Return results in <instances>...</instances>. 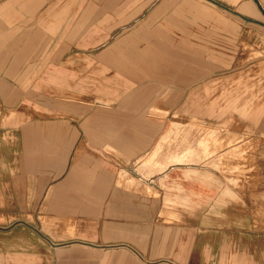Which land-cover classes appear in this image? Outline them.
Here are the masks:
<instances>
[{
	"label": "rangeland",
	"instance_id": "1",
	"mask_svg": "<svg viewBox=\"0 0 264 264\" xmlns=\"http://www.w3.org/2000/svg\"><path fill=\"white\" fill-rule=\"evenodd\" d=\"M43 1L48 0H12L10 8L1 11L12 15L13 22L22 23L19 26L25 28L21 34L26 35L29 26L35 24L30 21L33 18L36 22ZM227 1L155 0L157 8L166 10V15L159 16L157 23L187 28L183 37L189 40L175 44V62L144 66L143 73L148 79L136 83L99 82L104 80L99 76L117 73L118 67L63 68L62 71L48 68L52 56L42 54L45 48L41 52L38 42L46 40L48 47L49 38L0 40V76L21 85L16 102L0 105L3 126L0 130L9 127L12 118L13 127H19L15 137L21 146L20 167L14 175L16 182L11 187L3 186L6 207L0 211L6 214L0 216V264H200L194 252L203 248L205 242L212 244L213 250L208 264H264V0L245 3L232 0L236 5ZM243 4L247 7L241 9L239 6ZM12 50L25 52V57L4 55ZM74 55L83 56V53ZM23 60L27 71L23 69ZM9 66L14 70L9 71ZM59 73L61 78L74 74L77 82L96 76L94 89L98 94H118L121 86L129 89L124 88L125 84L135 87L139 84L138 96L94 102L98 109L104 106L140 109L122 114L131 120L142 115L153 121H177L172 128L151 131L179 136L181 142H187L190 137L196 141L197 150H204L203 142L207 141V155L212 154L209 165L227 175L231 189L238 186V157L246 167L247 188L255 182L249 181L252 172L248 169L250 163H255L256 186L263 192L257 202L258 197L248 196L247 219L243 220L242 214L241 220L237 212L232 215V227L227 224L226 229L218 230V236H210L209 230L195 229L199 221L196 218L193 221L191 214H177L173 200L168 201L172 206L167 208L157 202L147 209L118 210L112 199L117 197L126 202L124 195H85L88 190L78 189L71 182L63 184L60 174L46 175L43 149L44 142L51 137L42 135L43 123L58 119L60 109L68 110L80 102H63L69 96L58 95L56 85L28 84L45 76L54 81ZM70 86L65 85L61 90ZM150 108L159 112L152 114L148 112ZM27 123L32 125L25 133L22 128ZM28 142L33 143L30 145L34 149L25 151L22 144ZM54 161L59 162L54 166L60 165L61 159L54 158ZM7 178L10 177L6 173L4 179ZM257 205L260 210H255ZM20 243L25 245L23 252L9 248ZM201 256L204 259L205 255Z\"/></svg>",
	"mask_w": 264,
	"mask_h": 264
},
{
	"label": "crops",
	"instance_id": "2",
	"mask_svg": "<svg viewBox=\"0 0 264 264\" xmlns=\"http://www.w3.org/2000/svg\"><path fill=\"white\" fill-rule=\"evenodd\" d=\"M246 1L248 0L242 2ZM154 2L155 0L43 1L41 9L37 11L39 15L36 17V22L32 21L33 18L30 21L35 24L29 26V32L24 35L21 33L25 27L19 26L22 23L13 22L12 15L1 11L10 8L12 0H1L0 40L37 37L38 41V38L43 40L49 38V50L46 40L38 42L41 52L45 48L42 54L52 56L49 59L51 67L48 68L62 71L63 68L118 67L115 70L118 72L108 76L109 78L99 76L104 79L99 82L136 83L148 79L143 73L146 71L143 70L144 66L175 62V44L179 45L180 42L189 40V37H183V32L187 28L181 26L173 28L171 24L157 23L159 16L166 15V10L157 8ZM227 2L236 5V1ZM239 7L243 9L247 6L243 4ZM234 10L240 12V9ZM4 14L7 15L2 18ZM162 26H165L166 30ZM175 31L181 33L175 34ZM189 34L186 33V36ZM110 36L115 37L111 40ZM81 53L83 56L74 55ZM4 55L25 57V52L16 53L12 50ZM23 61V69L27 71V63ZM44 61H47L46 56ZM39 62L43 64V60ZM123 67L132 68L123 70ZM45 68L41 67V70ZM13 70L14 68L9 66V71ZM157 73H160L159 70ZM96 81V76H89L77 82L74 74L61 78L59 73L54 81L45 76L35 82H29L28 86L56 85L58 95L69 96L62 99L63 102H80V105L68 110L60 109L62 112L58 114V119H48L43 123L42 135L51 137L49 141L44 142L43 149L46 175H52L53 172L60 174L63 184L71 182L78 189L88 190L85 195H124L126 202H121L124 199L119 200L117 197L112 199L114 202L111 201L112 204L117 203L114 204L116 206L114 208L118 210L147 209L151 203L157 202L167 208L172 206L168 201L173 200V208H177V214L183 216L191 214L193 221L195 218L199 221L195 229L209 230L210 236L217 234L219 229H226L227 224L229 228L232 227V215L237 212L241 220L242 214L243 220L247 219L248 196L254 195L257 198L263 192L256 186L258 171L255 163L252 165L250 163L248 167L252 172L249 181L255 182L250 183L247 188L246 167L238 157L236 169L238 186L237 189H231L227 175L220 168L210 167L208 158L212 154L207 155L209 154L206 151L207 141L203 142L204 150H197L196 141L190 137L187 142H181L179 136L163 135L166 132L162 133V131L158 134L151 131L164 127L172 128V124L177 121L174 120L173 123L163 119L153 121L142 115L138 116L137 120H131V117L123 115L136 113L140 109L130 111L107 106L98 109L94 102L100 99L138 96L139 84L136 87L134 84H125L124 88L129 89L124 90L121 86L117 91L118 94L111 92L98 94L94 89ZM70 84L72 86L61 90V87ZM90 84H93V87ZM85 85L89 86L85 87ZM19 86L21 85H17L6 76H0V105L16 102ZM121 89L122 93H120ZM46 91L47 94L50 93V89ZM148 112L155 114L159 110L150 108ZM107 115L109 118H106ZM9 121L10 126L3 131L0 130V209L6 207L3 186L11 187L13 182H16L15 169L20 167L21 146L15 137L19 127L17 125L13 127L15 121L12 118ZM31 125L28 123L23 125L22 129L25 133H28ZM1 127L3 126L0 122V129ZM30 144L33 143L22 144L25 151L34 149ZM252 153L255 154V151ZM5 154L9 157L6 158ZM239 155L241 153L238 152ZM59 157L60 165L54 166V163H59L55 162L54 158ZM6 173L12 178L4 179ZM255 200L259 201V197ZM255 210H260L259 205ZM2 214L6 213L0 211V216ZM199 237L201 238L202 235L199 234ZM211 245L205 242L203 248L196 249L194 252L196 259L208 264L213 253ZM15 246L9 248H15L19 252L25 249L23 243ZM201 255H205L204 259Z\"/></svg>",
	"mask_w": 264,
	"mask_h": 264
},
{
	"label": "bare ground",
	"instance_id": "3",
	"mask_svg": "<svg viewBox=\"0 0 264 264\" xmlns=\"http://www.w3.org/2000/svg\"><path fill=\"white\" fill-rule=\"evenodd\" d=\"M157 112V111H156Z\"/></svg>",
	"mask_w": 264,
	"mask_h": 264
}]
</instances>
